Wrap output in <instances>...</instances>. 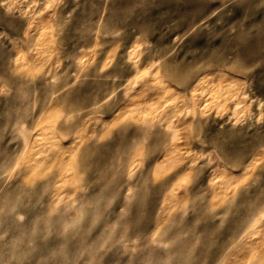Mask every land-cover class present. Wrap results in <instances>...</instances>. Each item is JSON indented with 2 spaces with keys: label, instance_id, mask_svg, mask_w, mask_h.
I'll use <instances>...</instances> for the list:
<instances>
[{
  "label": "clouds",
  "instance_id": "1",
  "mask_svg": "<svg viewBox=\"0 0 264 264\" xmlns=\"http://www.w3.org/2000/svg\"><path fill=\"white\" fill-rule=\"evenodd\" d=\"M0 264H264V0H0Z\"/></svg>",
  "mask_w": 264,
  "mask_h": 264
},
{
  "label": "rangeland",
  "instance_id": "2",
  "mask_svg": "<svg viewBox=\"0 0 264 264\" xmlns=\"http://www.w3.org/2000/svg\"><path fill=\"white\" fill-rule=\"evenodd\" d=\"M98 62H100L99 59H98Z\"/></svg>",
  "mask_w": 264,
  "mask_h": 264
},
{
  "label": "bare ground",
  "instance_id": "3",
  "mask_svg": "<svg viewBox=\"0 0 264 264\" xmlns=\"http://www.w3.org/2000/svg\"><path fill=\"white\" fill-rule=\"evenodd\" d=\"M71 169H69V171H70Z\"/></svg>",
  "mask_w": 264,
  "mask_h": 264
}]
</instances>
